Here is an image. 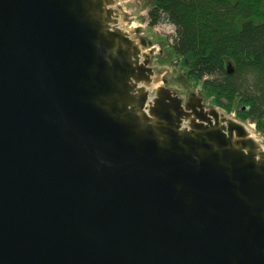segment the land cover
Masks as SVG:
<instances>
[{
    "label": "water",
    "instance_id": "obj_1",
    "mask_svg": "<svg viewBox=\"0 0 264 264\" xmlns=\"http://www.w3.org/2000/svg\"><path fill=\"white\" fill-rule=\"evenodd\" d=\"M124 22L0 0V264H264L262 140Z\"/></svg>",
    "mask_w": 264,
    "mask_h": 264
},
{
    "label": "trees",
    "instance_id": "obj_2",
    "mask_svg": "<svg viewBox=\"0 0 264 264\" xmlns=\"http://www.w3.org/2000/svg\"><path fill=\"white\" fill-rule=\"evenodd\" d=\"M145 4L147 26L161 21L174 26L167 56L184 69V78L197 84L204 102L252 122L264 140V0Z\"/></svg>",
    "mask_w": 264,
    "mask_h": 264
},
{
    "label": "rangeland",
    "instance_id": "obj_3",
    "mask_svg": "<svg viewBox=\"0 0 264 264\" xmlns=\"http://www.w3.org/2000/svg\"><path fill=\"white\" fill-rule=\"evenodd\" d=\"M118 8H120L123 13V17L125 18V26L126 28H130L135 30L136 27H140L141 31L139 34L143 38L151 39L152 48L155 54H152V62L151 65L153 69L157 72V74L161 77H169L173 74L174 82L168 83L166 87L171 89H177L180 93L178 97L184 101V97L186 92H189L197 88V84L192 81H188L183 77L182 71L184 70L181 66L176 62L174 58L171 59L167 56L166 45L171 40V36L173 34L174 26L170 23L159 22L158 24L152 26L146 25V17L145 12L147 10L145 0H116ZM165 59V60H162ZM205 100L204 105H208L209 103ZM207 103V104H206ZM212 107V106H211ZM218 108V107H214ZM220 109V108H219ZM221 110V109H220ZM223 111V110H222ZM233 111V110H232ZM224 112L225 114H229L231 117H234L233 112ZM246 122V121H243ZM249 125L254 129V134L258 136L262 140V144L264 147V140L260 134L255 132V128L252 125V122Z\"/></svg>",
    "mask_w": 264,
    "mask_h": 264
},
{
    "label": "flooded vegetation",
    "instance_id": "obj_4",
    "mask_svg": "<svg viewBox=\"0 0 264 264\" xmlns=\"http://www.w3.org/2000/svg\"><path fill=\"white\" fill-rule=\"evenodd\" d=\"M139 36H141V35L139 34ZM149 51H150L149 53L155 54L151 43L149 45ZM151 58H152V55H151Z\"/></svg>",
    "mask_w": 264,
    "mask_h": 264
}]
</instances>
